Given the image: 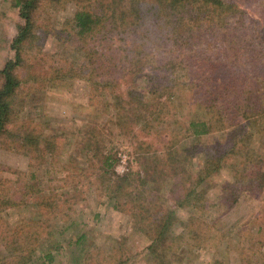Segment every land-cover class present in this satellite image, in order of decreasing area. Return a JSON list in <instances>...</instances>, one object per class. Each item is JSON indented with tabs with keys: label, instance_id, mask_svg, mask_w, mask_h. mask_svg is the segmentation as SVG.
Here are the masks:
<instances>
[{
	"label": "trees",
	"instance_id": "1",
	"mask_svg": "<svg viewBox=\"0 0 264 264\" xmlns=\"http://www.w3.org/2000/svg\"><path fill=\"white\" fill-rule=\"evenodd\" d=\"M44 1L56 0H16L15 3L24 24L18 26L19 32L11 43L14 58L0 70V140L9 135L19 141L33 140V137L26 133L20 135L12 128L16 127L18 119L15 101L23 84L27 83L22 80L20 71L26 66L25 62L32 65L23 59L22 50L26 43H31L32 33L39 30L36 27V10ZM69 1L76 4V12L65 22L62 31L52 32L61 38L64 46L72 38L77 42H74L76 46L83 42L87 44L95 37H99V44L96 51L91 47L93 45L90 46L94 59L90 60V65L76 68V64L68 78L70 81L87 79L90 86H97L91 93L93 102L100 99L113 104L116 109L113 124L119 129L127 124L130 130L123 134L133 138L132 142H138L133 146L135 151L139 150L135 160L139 169H131L122 177L118 176L115 168L120 158L116 151L107 149L102 140L91 138L75 153L85 157L87 162H97L98 167L94 165L102 173V182H107L106 177L110 179L106 188L111 193L114 208L131 213L134 228L151 238L147 249L149 255L160 256L162 263L173 264L169 260L170 248L165 243L171 239V234L174 235L179 222L186 229L184 234L192 238V243L185 245L186 239L180 238L182 245L178 249L184 246L187 250L200 248L208 244L210 237L204 232L195 236L196 225L200 221L195 216L197 212L208 213L215 206L213 202L232 205L242 196L256 197L264 190V159L256 148L248 151L241 143L256 134L258 128L253 133L251 125L264 116V102L255 84L256 77L264 75V18L248 19L239 3L230 0H83L86 5H77L78 0ZM251 1L259 12L264 9L261 5L263 0ZM91 4L104 8L90 10L87 5ZM106 11H111V16ZM68 26L72 33L65 34ZM45 32L47 36L51 34L48 30ZM158 49L162 53L154 57ZM152 61L168 66L166 70L160 69L162 77L152 73ZM85 67L87 72H84ZM147 68L151 73H147ZM54 70L58 77L51 82L54 85L66 84L65 69L54 67ZM143 78L151 86V97L135 89L136 83ZM187 90L199 98V108L205 117L193 119L187 126H182L179 120L170 123L168 119L172 114L167 110L175 106L176 98H181ZM96 94L101 98H96ZM108 109L105 108L107 112ZM142 133L150 141H140V136H144ZM214 134L225 135L226 138L210 146L198 145L203 136ZM39 136L34 137L38 150L42 148ZM187 139L196 141L190 147L184 146L183 141ZM56 150L45 144L46 155ZM197 160L201 161L199 167L195 164ZM68 164L67 179L74 180L77 174L69 172L74 171L72 167L76 165L74 162ZM83 169L79 166L80 178L86 175ZM228 175V181L220 182V177L224 179ZM209 181L218 182L217 188H221L218 198L202 191ZM33 190L36 187L31 192ZM162 193H166L175 207L164 210ZM53 196L52 203L60 202L41 205V208L37 205L40 210L38 217L45 222L39 219L23 223L9 233L11 242L13 240L10 244L12 252L8 255L10 261L14 256L18 258V264L30 262L37 239L41 238L34 235V224L37 225L36 230L50 234V244L54 243L53 233L63 236L78 231L75 220L70 216L74 204L65 199L64 205L61 201L63 193ZM1 200L5 207L14 204L7 198ZM158 205L164 212L155 211ZM186 212L195 214L182 218ZM48 214L57 219L55 225L47 226L50 221ZM262 227L259 233L264 237ZM85 239V234L80 235L75 244H82ZM46 258L52 263L55 256L49 252ZM123 258L121 255L118 264H127L128 259Z\"/></svg>",
	"mask_w": 264,
	"mask_h": 264
},
{
	"label": "rangeland",
	"instance_id": "2",
	"mask_svg": "<svg viewBox=\"0 0 264 264\" xmlns=\"http://www.w3.org/2000/svg\"><path fill=\"white\" fill-rule=\"evenodd\" d=\"M80 1L78 0L77 5H86L83 0ZM230 1L239 3L246 11L248 19L264 18V9L261 12L256 10L251 0ZM15 3L16 0H0V70L8 60L14 58L15 52L11 49V43L19 32L18 26L24 24L20 9L15 7ZM261 5H264V0ZM87 8L97 10L103 9L104 6L91 4L87 5ZM75 12L76 4L73 1H44L40 9L36 10L38 13L36 27L39 30L32 33L34 37L31 43H26L22 50L23 59L29 60L32 65L25 62L26 66L20 71L22 80L27 83L23 84V89L15 101L18 119L16 127L12 130H16L20 135L26 133L33 137V140L19 141L13 135L0 140V264H18V258L12 256V261L8 259L12 252L10 244L13 243L9 233H13L14 229L23 223L36 222L39 219L45 222L46 220L38 217L40 210L37 205L40 207L50 204L55 198L54 194L62 193L64 197L61 201L69 199V204H74L70 216L71 220H75L78 231H71L63 236L53 233L54 243L50 244L52 240L48 236L50 234L41 233V229L36 230V224L32 225L34 235L41 238L37 239V242L34 240L35 253L28 264H118L121 255L128 259L127 264H167L162 263L160 256L149 255L147 249L151 244V238L134 228L131 213L114 208L111 193L106 188L110 179L106 177L107 182H102L100 179L102 173L96 168L97 162L95 160L87 162L85 157L75 153L77 148H83L91 138L102 140L107 149L116 151L120 158L115 168L118 176L122 177L131 169H139L136 163L139 150L135 151L133 146L138 142L136 140L132 142L133 138H127L129 135L123 134L124 131L130 130L127 124H124L122 129L113 124V113L116 112L113 104L109 105L100 99L93 102L91 93L97 86H90L87 79L76 78L70 81L68 78L76 64H78L76 68L90 65V60H94L90 46L93 45L91 47L96 51L99 44V37H95L87 44L83 42L76 46L77 42L72 38L64 46L61 38L56 37L55 32L62 31L65 22L72 18ZM107 14L111 16V11ZM45 30L51 34L47 36ZM70 33L72 31H69L68 26L65 34ZM160 53H162L160 49L156 50L154 57H158ZM161 63L152 61L150 64V68L154 69L152 73L160 77L163 76L160 69L166 70L168 67ZM53 66L65 69L64 77L67 80L62 78L66 84L54 85L51 82L53 78L58 77ZM203 67L207 68L204 64ZM150 68H147V73H151ZM87 69L85 67L84 72H87ZM169 72L171 74V70ZM1 83L0 80V86ZM255 84L264 102V75L259 74ZM135 89L145 96L150 95L152 90L146 78L140 79ZM96 98L101 97L96 94ZM107 107L108 112L105 110ZM169 109L167 111H171L172 115L168 121L170 123L182 121V126H187L193 119L205 117V113L199 108V98L190 90L182 94L181 98H176L175 106ZM251 126L254 129L253 133L258 128L256 134L250 135L251 138L241 143L246 150L256 148L264 159V116ZM140 127L141 124L136 128L137 135ZM38 135L42 147L40 150L36 149L34 138ZM145 136L141 135L140 141H150L149 137ZM225 138L226 136L221 134L206 135L200 139L198 145L210 146L224 141ZM195 141L187 139L183 141L184 146L190 147ZM45 144L50 149L57 148L56 152L46 155ZM69 162L76 165L72 167L75 170L69 172L71 175L77 174L74 175V180L67 179ZM195 164L199 167L201 161L197 160ZM79 166L86 171L83 178L79 177ZM229 179L228 175L224 179L220 177L219 180L223 182ZM217 184V181H209L202 191H206L212 198L215 196L218 198L221 195V188H217ZM35 187L36 190L31 192ZM258 194L256 197L242 196L232 205L227 202L224 205L222 202H213L215 206L208 213L197 212L195 216L200 221L196 225L195 236L204 232L210 237L208 244L200 248L187 250L184 246L183 249H178L183 238L186 239L185 245L192 243V238L184 234L186 229L179 222L174 235L171 234L169 237L171 239L165 243L171 251L169 260H172L173 264H264V237L259 233L260 226L264 229L262 216L264 190ZM2 198H7L14 204L5 207ZM162 201L165 211L168 207H175V203L169 201L166 193H162ZM58 202L60 201L52 204ZM164 210L159 205L158 210L155 209L160 213ZM44 212L47 213V210ZM194 214L186 212L182 218ZM179 216L181 217L180 213ZM48 217L50 221L47 226L57 223L54 215L48 214ZM83 234L86 235L85 241L82 244H75L78 237ZM49 252L55 256L52 263L46 258ZM115 255L117 258H113Z\"/></svg>",
	"mask_w": 264,
	"mask_h": 264
}]
</instances>
